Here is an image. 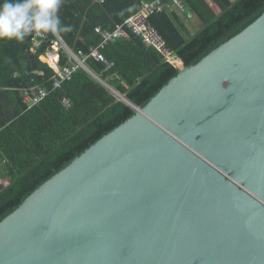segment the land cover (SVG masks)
Masks as SVG:
<instances>
[{
	"label": "water",
	"instance_id": "95a60500",
	"mask_svg": "<svg viewBox=\"0 0 264 264\" xmlns=\"http://www.w3.org/2000/svg\"><path fill=\"white\" fill-rule=\"evenodd\" d=\"M134 109L0 222V264H264V13Z\"/></svg>",
	"mask_w": 264,
	"mask_h": 264
},
{
	"label": "trees",
	"instance_id": "16d2710c",
	"mask_svg": "<svg viewBox=\"0 0 264 264\" xmlns=\"http://www.w3.org/2000/svg\"><path fill=\"white\" fill-rule=\"evenodd\" d=\"M150 1L60 0V25L71 30L57 33L73 52L88 54L100 44L96 28L113 31L134 16L142 2ZM184 1L194 15L192 20L184 22L174 10L150 19L170 56L147 47L142 37L132 34L102 51L114 64L110 70L104 71L103 63L87 61L88 68L126 101L78 69L62 89L28 109L20 90L34 85L50 88L54 71L40 56L56 47L57 36L44 32L43 45L34 51L36 33L23 41L0 40V178L9 183L0 190V222L74 159L134 117V107L144 108L181 69L197 64L264 13V0ZM189 22L200 23L195 34ZM60 54L65 66L67 55L64 50ZM63 97L70 99V109L62 105Z\"/></svg>",
	"mask_w": 264,
	"mask_h": 264
},
{
	"label": "built area",
	"instance_id": "2783aa9c",
	"mask_svg": "<svg viewBox=\"0 0 264 264\" xmlns=\"http://www.w3.org/2000/svg\"><path fill=\"white\" fill-rule=\"evenodd\" d=\"M103 2L104 0H101V3ZM173 10L182 15L185 21H189L194 18L193 13L188 9L184 0H153L150 2H142L138 7V12L134 16L128 18L123 24L118 25L115 30L105 31L101 27L96 28L95 32L100 37V44L98 46L91 47L88 54L81 52L76 54L73 52L56 32V47L47 49L46 52L40 56V60L54 71V76L50 80L51 86L49 88L41 85H34L20 90L23 103L28 107V109H32L39 105L46 98H48L52 92L62 89L63 84L71 81L73 75L78 71V69H84L95 80L100 83H104L95 73H93L91 69L88 68L87 61L94 60L96 62L103 63L106 66L104 71L110 70L114 64L107 60L102 51L106 48L107 44L115 43L120 39L128 40L132 34L142 37L143 43L147 47H154L162 54L170 56V51L165 41L159 35L157 30L153 28L150 19L155 15ZM45 39L46 35L44 32L36 33L33 41V51L35 49H39L43 45ZM63 50L68 58V63L65 66L61 65L60 51ZM171 61L176 63L177 59L173 58ZM26 74L29 75L28 72ZM18 76L19 74L16 73L15 77ZM104 85L110 87L106 83H104ZM61 103L66 109L71 108V101L67 97H63L61 99Z\"/></svg>",
	"mask_w": 264,
	"mask_h": 264
},
{
	"label": "clouds",
	"instance_id": "9594fccd",
	"mask_svg": "<svg viewBox=\"0 0 264 264\" xmlns=\"http://www.w3.org/2000/svg\"><path fill=\"white\" fill-rule=\"evenodd\" d=\"M60 0H0V40L23 41L33 33L68 32L57 15Z\"/></svg>",
	"mask_w": 264,
	"mask_h": 264
},
{
	"label": "crops",
	"instance_id": "0c3cea01",
	"mask_svg": "<svg viewBox=\"0 0 264 264\" xmlns=\"http://www.w3.org/2000/svg\"><path fill=\"white\" fill-rule=\"evenodd\" d=\"M182 19H183V18H182ZM184 22H186V21L184 20ZM187 26H188L189 28H191L193 34H195V33L197 32L198 28H199L201 25H200V23H197V22H189V23H187ZM195 30H196V32L194 33ZM6 182H7V181H6ZM8 184H9V183H7L6 186H8Z\"/></svg>",
	"mask_w": 264,
	"mask_h": 264
},
{
	"label": "rangeland",
	"instance_id": "374dc122",
	"mask_svg": "<svg viewBox=\"0 0 264 264\" xmlns=\"http://www.w3.org/2000/svg\"><path fill=\"white\" fill-rule=\"evenodd\" d=\"M200 29H201V28H200ZM195 32H196V30L194 31V33H195ZM0 183L6 185L8 182L4 181L3 179H2V180L0 179Z\"/></svg>",
	"mask_w": 264,
	"mask_h": 264
}]
</instances>
